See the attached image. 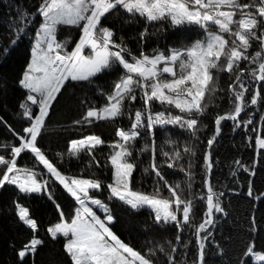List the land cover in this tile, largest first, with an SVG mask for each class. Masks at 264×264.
Here are the masks:
<instances>
[{
	"label": "snow or ice",
	"instance_id": "snow-or-ice-1",
	"mask_svg": "<svg viewBox=\"0 0 264 264\" xmlns=\"http://www.w3.org/2000/svg\"><path fill=\"white\" fill-rule=\"evenodd\" d=\"M0 264H264V0H9Z\"/></svg>",
	"mask_w": 264,
	"mask_h": 264
},
{
	"label": "trees",
	"instance_id": "trees-1",
	"mask_svg": "<svg viewBox=\"0 0 264 264\" xmlns=\"http://www.w3.org/2000/svg\"><path fill=\"white\" fill-rule=\"evenodd\" d=\"M9 0H0V12L4 11L5 5H7ZM97 131H104L105 134H107L108 129H105L103 127L98 128ZM222 155H231V151L229 150V145L227 142H225V148L221 150ZM35 208L37 211V215L41 216L42 219L47 220L51 215L52 211L50 207L46 204H35Z\"/></svg>",
	"mask_w": 264,
	"mask_h": 264
}]
</instances>
